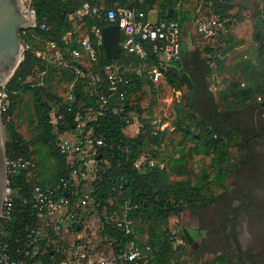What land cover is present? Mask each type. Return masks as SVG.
Here are the masks:
<instances>
[{
    "label": "trees",
    "instance_id": "trees-1",
    "mask_svg": "<svg viewBox=\"0 0 264 264\" xmlns=\"http://www.w3.org/2000/svg\"><path fill=\"white\" fill-rule=\"evenodd\" d=\"M90 1L31 0L30 8L35 12L36 25L20 30V38L28 47L14 75L5 84L11 99L10 107L1 114L7 130L6 157L8 161H28L29 165L17 166L8 173V187L12 191L11 208L9 219L0 221V238L7 245L10 258L23 264H61L66 260L67 247H77L81 243L86 246L83 239H60L51 225L40 222L32 206L33 186L46 185L47 179L35 182L28 178L27 172L34 166L29 146L37 145L36 151L46 147L58 159L55 176L48 180L51 183L49 186L58 185L60 178L66 177L69 167L64 155L53 144L55 135L48 117L50 107L39 93L43 88L31 85L26 79L39 63L34 52L36 43L56 45L68 60L67 66L58 67L65 68L64 73L66 70L89 72L67 55L75 44L65 40L64 36L72 28L70 15ZM95 1L92 0L90 4L98 7ZM106 1L109 3L105 8L82 19V28L94 45L96 41L91 33L92 27L101 29L110 23L106 19V10L112 8L115 0ZM185 1L151 0L139 3L137 0H118L120 5L135 7L145 14L156 4L159 19L175 20L180 25L189 16L182 7ZM194 1L196 7L193 12H196L203 0ZM209 2L212 11L225 19L226 26L231 28L232 19L228 15L231 0ZM169 8L173 9L171 16L167 15ZM227 36L229 38L230 31ZM253 38L257 43L256 60L254 65L247 66L253 68L254 77L264 84V21L261 19L253 26ZM141 43L146 51L145 59L121 52L116 59L110 60L99 44L97 61L92 62L91 66L102 71L103 66L110 62L131 64L133 67L143 62L156 63L152 42L141 40ZM207 51L208 48L196 46L191 49L181 43L179 59L165 72V80L170 87L176 90L185 86L187 89L183 97L184 105L178 115L174 114L172 122L174 130H179L183 140L190 142L187 150L179 144L170 153L163 152V132L153 135L148 122L142 123L143 109L137 93L145 82L153 88L154 85L135 71L124 72V76L130 79L128 84H118V92L119 89H126L122 100L118 99V92L108 91L107 81L102 80L100 86L93 87L85 83V77L76 81L75 85L71 84L74 95L72 102L50 91L46 93L57 109V116L67 122L65 128H72L76 115H82L87 117L83 133L89 132L103 139L104 144L98 146L95 156L96 166L91 182L92 209L100 212L103 206L108 207L110 197L113 204L107 211L120 205L129 206L128 218L132 221L133 235L125 234L113 223H106L101 216L97 228L100 253L108 250L118 253L134 238L142 247L144 256L135 264H178L181 246L175 244L178 234L168 222L171 216L179 217L188 212L197 221L198 229L207 232L202 238L201 247L190 252L193 260L197 261L209 253L217 255L226 264H264V107L258 100L264 101V97L255 95L250 98L244 95L247 91L242 90L243 101L233 108L220 110L215 94L209 88L212 67L210 59L204 55ZM219 54L222 58L219 55L214 57L216 67L222 64L223 47ZM182 72L188 74L192 88L182 80ZM26 90L33 91L35 96V135L29 141L16 131L12 123L15 101ZM101 94L105 97L104 101L98 97ZM68 107L70 110H67ZM132 112L140 119L141 126L135 136L129 137L125 129L132 121ZM59 129L64 130L60 126ZM232 138L238 141L236 160L229 152ZM175 150L177 156L174 155ZM192 153L211 155V163L198 166V170L190 168ZM156 157L164 161L149 166L147 160L155 161ZM139 161L141 163L137 167ZM81 223L80 215L79 221L72 223L67 230L76 232ZM244 230L249 236L245 247L239 239ZM143 233L147 234L146 240H140L137 236ZM87 240L91 245L89 235ZM146 246L148 249H145ZM88 251L94 252L91 248ZM212 262L209 264H214Z\"/></svg>",
    "mask_w": 264,
    "mask_h": 264
},
{
    "label": "built area",
    "instance_id": "built-area-1",
    "mask_svg": "<svg viewBox=\"0 0 264 264\" xmlns=\"http://www.w3.org/2000/svg\"><path fill=\"white\" fill-rule=\"evenodd\" d=\"M137 1L145 3L151 0ZM22 2L25 11H32L30 8L31 0H22ZM106 19L110 23H115L120 29L119 46L121 52L126 55L135 54L139 58L145 59L146 51L141 40H149L152 42V52L156 56V63L147 64L143 62L137 67H133L131 64L123 65L117 62H110L103 66V76L93 74L90 71L87 72L85 74V83L98 87L101 81L105 80L108 83V91L116 93L118 92V84L126 85L130 80L124 76V72L126 71H135L138 75L147 78L153 83L154 88H157L160 83H165V72L179 59L182 35L179 22L164 19L151 21L143 10L128 6L108 8L106 10ZM195 20L196 31L201 37L197 46L201 49H209L204 55L210 59L212 70L209 80L213 81L215 74L212 71L216 68L214 57L219 55V58H222L219 53L225 44L227 32L230 31V28L226 26L225 19H222L212 11L209 0H203L197 8ZM91 33L96 41V45L87 36L77 40L90 63L97 61V45L101 44L100 29L93 27ZM64 39L68 40L65 36ZM47 45L56 57V66H67L68 60L64 58L56 45L54 43H48ZM70 54L76 62L80 65L82 64L77 48L72 49ZM46 72L47 70L45 69L35 68L26 81L31 85H41ZM215 82L217 83V80ZM209 88L213 91L210 84ZM95 93H98V91L95 90ZM125 93L126 89H119L118 99L122 100ZM98 97L104 101L105 97L102 94ZM64 99L69 102L74 100L72 85L66 91ZM258 100L260 103L264 102L260 98ZM10 103V95L5 89V85H0V116L10 107ZM67 110H70V107ZM86 118L82 115H76L75 123L70 129L65 128L67 127V122L61 116H57L56 120L50 121L55 135L54 147L60 154L64 155L69 172L66 177L60 178L59 184L54 187L36 184L32 189V206L36 211L38 219L42 224H48L52 227L54 225V230L57 233L61 230H67L72 223L78 222L80 211L85 208H93L91 182L94 175L93 169L96 166L95 156L98 146L103 145L104 142L101 136L89 132L83 133ZM148 124L150 126V133L153 135H158L166 129H174L173 124L169 123L167 116L166 119H163L159 114L150 116ZM59 126L63 127L64 130L61 131ZM174 155H178L176 150L174 151ZM20 162V159L18 161L7 160V172H13L17 166L26 167L29 165L28 161ZM140 163V161L136 163L137 167H139ZM155 163L154 160H147L149 166ZM65 190H69L68 195L64 194ZM11 198L12 191L7 187L1 219H9ZM128 210L129 206L127 204L116 206L106 211L102 215V218L106 223L109 222L116 225L125 234L133 235L132 221L128 218ZM83 241L86 243V246L81 243L77 247H67L66 260L61 264H89L94 259L95 262H92V264H135L138 259L144 257L142 247L134 238L128 241L124 250L118 253L108 250L99 253L96 257H94L95 254L88 251L89 240H87V235ZM175 244H177V239ZM145 249H148V247L146 246ZM0 264H23L22 261L10 258L7 245L1 238Z\"/></svg>",
    "mask_w": 264,
    "mask_h": 264
},
{
    "label": "rangeland",
    "instance_id": "rangeland-1",
    "mask_svg": "<svg viewBox=\"0 0 264 264\" xmlns=\"http://www.w3.org/2000/svg\"><path fill=\"white\" fill-rule=\"evenodd\" d=\"M157 0H155L156 2ZM183 9L189 14L188 18L181 24L182 35L181 43L188 48H194L197 43L200 42V35L196 31L195 13L193 12L196 5L190 4L188 1L183 2ZM232 7L228 11V15L232 19V25L230 28V36L226 37L225 44L223 46V61L221 65L213 69L215 78L213 81L209 80V84L212 87L215 94L218 107L220 110H226L233 108L237 103L243 101V96L252 98L255 95H261L264 97V84H261L258 79L252 74L253 68H248L249 65H254L256 60V47L257 43L253 38V26L261 19L264 21V0H231ZM22 40V39H21ZM28 46H26L25 50ZM35 55L38 57L39 63L36 67L38 69L44 68L47 70L43 83L40 85L43 89L39 92L40 97L46 101L50 107L48 117L50 121L56 120L57 109L49 101L47 92L52 93L61 99L64 98L69 86L75 85V82L85 77V73L78 70L76 72L67 71L64 73L65 68H58L56 66V57L54 56L51 48L47 44L36 43L34 46ZM85 60V59H84ZM81 57V65L83 69H87L93 74L102 75V71L97 67H92L89 61H84ZM217 80V83L215 82ZM215 82V83H214ZM0 85H3L0 83ZM73 88V87H72ZM246 90L244 95H241V91ZM187 92L185 86L180 89L174 90L169 86L167 82L158 84L157 88H153L148 83L141 85V90L137 93L140 98V107L143 109L141 113L142 123H147L148 119L153 114H159L163 119H167L171 124L173 122L174 114L179 113L184 105V94ZM240 94V95H239ZM238 95V96H236ZM34 93L33 91L26 90L19 94L15 101L14 111L12 114V123L16 128V131L25 139L31 140L35 135L36 127V113L34 107ZM150 110V113L148 112ZM132 120L139 119L137 116L132 115ZM3 123V121H2ZM3 133L5 142L7 140V130L3 123ZM162 142L166 153L177 143L183 142L182 133L179 130L166 129L163 131ZM237 138H232L230 154L236 160L238 157ZM187 148L188 144L186 145ZM37 145L29 146L30 159L33 162V168L27 172V176L30 180L35 182L40 179H47L44 183L51 185L48 180H51L55 176V166L58 159L51 151L49 152L46 147H42L39 151ZM205 150V149H204ZM51 153V154H50ZM211 155L202 154V156H196L190 158V168L198 170L195 161H202L209 163ZM194 158V159H193ZM230 177L227 179V183ZM109 207L112 203H108ZM106 212V211H105ZM190 216L186 217L184 214L178 217L177 220H170L168 225L173 231L182 229L183 226L195 224V220ZM84 231L86 233H92L93 237L96 231L92 227L87 228ZM178 234V233H177ZM78 235V234H77ZM97 236V234H96ZM177 244L181 246L178 254L180 255L178 264H226L224 260L218 258L217 255H209L202 257L201 259L193 260L190 256V246L186 243L185 239L177 235ZM248 234L244 230L240 234L239 239L242 242L243 247L246 246L248 241ZM199 237H197V240ZM93 240H96L93 239ZM94 252L100 253L98 240L94 241ZM99 245V246H98ZM106 249V248H105ZM104 250V249H103ZM217 256V257H216ZM216 258H218L216 260Z\"/></svg>",
    "mask_w": 264,
    "mask_h": 264
},
{
    "label": "water",
    "instance_id": "water-1",
    "mask_svg": "<svg viewBox=\"0 0 264 264\" xmlns=\"http://www.w3.org/2000/svg\"><path fill=\"white\" fill-rule=\"evenodd\" d=\"M172 8L168 9L167 15L171 16ZM36 25L35 12L25 11L22 0H0V83L5 85L14 75L19 64L24 58L26 45L20 38V30L29 29ZM101 45L105 56L114 60L121 52L119 46L120 29L115 23H109L100 29ZM185 84L192 88L193 84L186 72L181 73ZM264 107V102L260 103ZM8 187L6 146L3 133V123L0 116V221L3 211V201ZM65 195L69 190L64 191ZM177 233L182 236L190 246V252L201 247L202 238L206 231L198 229L195 221V228L183 227ZM197 237L199 239L197 240Z\"/></svg>",
    "mask_w": 264,
    "mask_h": 264
},
{
    "label": "crops",
    "instance_id": "crops-1",
    "mask_svg": "<svg viewBox=\"0 0 264 264\" xmlns=\"http://www.w3.org/2000/svg\"><path fill=\"white\" fill-rule=\"evenodd\" d=\"M92 1V0H91ZM90 1V2H91ZM95 1V0H94ZM190 4H195V1L194 0H187ZM90 2H86L85 4L82 5V7L80 9H78L74 14H71L70 15V19L72 20V28L71 30H69L66 34H65V37L68 38L67 41L69 42H74L75 46L73 48H77L79 50V53H80V56L83 58L84 61H89L85 52L83 51V49L79 46V44L77 43V40L82 38V37H89L88 34H87V31L82 28V19L84 17H88V16H93L97 11L98 9H103L105 8V6L107 5V3H109L108 1L106 0H96L95 2L98 3V7H96L95 5H91ZM94 2V3H95ZM184 5V4H183ZM122 5L119 4L118 0H115L113 3H112V8H118V7H121ZM172 13H173V9H172ZM172 15V14H171ZM147 18L151 21H154V20H158V13H157V6L156 4L153 6V8L151 10H149L146 14ZM93 28V27H92ZM66 40V39H65ZM71 48V49H73ZM68 50V53L67 55L71 56L70 54V50ZM78 71V70H76ZM209 80V79H208ZM132 115L136 116L135 113H131ZM140 126H141V122H140V119H137V120H132L130 122V124L126 127L125 129V133L127 136L129 137H133L135 136L139 129H140ZM178 145L181 144L185 147V149L187 150V144H188V147L190 146V142L187 141V143H183V142H180V143H177ZM172 146L170 148V150L168 151L169 153L171 151H173L174 149H176V147L178 146ZM166 148L163 150V152H166L165 151ZM163 155V154H162ZM196 156H202V154H199V153H192L190 158L191 157H195ZM190 158H189V165H192L191 162H190ZM194 159V158H193ZM212 160V159H211ZM211 160L209 161V163H204L202 162L201 160L196 162L194 164H197L196 167L202 165V164H210L211 163ZM164 161L163 158L161 157H156L155 159V162H159V163H162ZM107 203H112L113 204V199L110 197L108 200H107ZM109 207V205H108ZM108 207L106 206H103L101 209V211H97V210H93L92 208H85L81 211L80 215H81V221H82V226H78V230L76 232H71L69 230H65V231H59V235H60V239L62 238V240H66V241H70L72 239H78V240H84V238L86 237V235H89L91 237V245H89V247H87L88 249L91 248L93 249L94 248V241L97 240V236L96 234L98 235V231H97V228H98V225L100 224V221H101V216L106 213L105 211H107ZM112 207V205L110 206ZM109 207V208H110ZM184 215L186 217L189 216L188 212H185ZM191 218V217H190ZM178 217L176 216H171L169 218V221L170 220H177ZM192 219V218H191ZM194 221V220H193ZM86 227V231L88 227H92L94 229V231H96V234L95 236L93 237L92 233H86V231H84ZM183 227H187V228H195V224H191V225H188V226H183ZM53 229H55V226L53 225ZM178 231V230H177ZM78 234V235H77ZM138 238L140 240H146L147 238V234L146 233H143V234H137ZM96 240H93L95 239ZM60 239L58 241H60ZM101 249V248H100ZM94 255V257L98 256L99 254L97 252H92ZM209 255H213V254H205L203 257H207ZM201 259V258H200ZM92 262H95V259L93 261H91L89 264H92Z\"/></svg>",
    "mask_w": 264,
    "mask_h": 264
}]
</instances>
